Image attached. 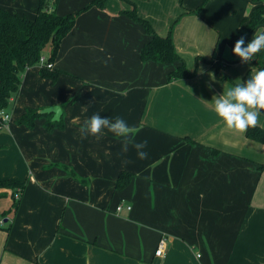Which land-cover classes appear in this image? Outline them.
Segmentation results:
<instances>
[{"label": "crops", "instance_id": "obj_1", "mask_svg": "<svg viewBox=\"0 0 264 264\" xmlns=\"http://www.w3.org/2000/svg\"><path fill=\"white\" fill-rule=\"evenodd\" d=\"M38 1L0 6L34 18ZM130 1L165 36L202 0L92 6L53 63L68 75L53 82L39 66L24 73L10 120L0 124V180L27 181L16 211L3 216L14 200L10 190L0 196V264H264V142L226 129L212 106L214 96L259 70L232 52L240 37L250 41L239 31L254 2L210 0L199 14L183 15L174 41L197 74L169 81L179 63L141 59L151 36L123 13L133 9ZM90 2L59 0L57 11ZM52 105L62 109V128L47 130L45 117L33 128L18 122L25 108ZM94 113L135 126L134 142L147 141V158L131 144L122 151V138L107 130L82 137ZM122 171L134 177L119 190ZM162 234L169 246L156 256Z\"/></svg>", "mask_w": 264, "mask_h": 264}, {"label": "trees", "instance_id": "obj_2", "mask_svg": "<svg viewBox=\"0 0 264 264\" xmlns=\"http://www.w3.org/2000/svg\"><path fill=\"white\" fill-rule=\"evenodd\" d=\"M58 1L39 0L34 18H28L0 6V117L3 111L9 112L8 110L13 105L14 99L20 92L24 73L30 67L39 66L42 77L48 78L53 82L63 74L68 75L66 71L47 67L45 63L41 62V57L45 56L48 62L54 63L63 39L74 28L79 14L92 6L104 9L108 0H91L82 9L65 14L57 11ZM209 1L202 0L196 9H187L184 14L172 23L168 34L165 36L160 35L148 19L138 15L134 2L130 1L134 6L132 10L123 12L134 21L140 23L146 33L151 36V39L141 49V59L144 62L179 63L176 69L169 72V81L192 78L197 74V70L190 69L184 58L177 51L173 31L183 15L191 12L199 14ZM252 1L254 6L251 15L248 19L242 21V28L239 31V33L246 34L250 40L255 29L264 25V0ZM46 50L48 51L46 52ZM253 61L259 69L264 68V52L254 57ZM250 74V71L246 73L244 81L249 78ZM40 110V108L35 107L25 108L18 122L33 128L38 118L45 117L44 127L49 131L56 127L62 128L64 126L63 118L52 120L51 114H43ZM246 135L251 139L264 142V128L262 126L250 128ZM133 177L134 174L131 172H120L116 181V189L122 190L126 188ZM0 187L12 189L11 195L14 201L12 208L2 213L3 216H6L19 208L27 187V181L13 178L3 179L0 180ZM5 194H0V196ZM10 227L6 228L7 232H9Z\"/></svg>", "mask_w": 264, "mask_h": 264}, {"label": "clouds", "instance_id": "obj_3", "mask_svg": "<svg viewBox=\"0 0 264 264\" xmlns=\"http://www.w3.org/2000/svg\"><path fill=\"white\" fill-rule=\"evenodd\" d=\"M242 63L254 60L259 53L264 52V27L259 28L245 46V40L240 37L232 49ZM213 111L221 119L226 129L244 135L250 128L261 125L264 115V68L250 74L249 78L234 84L222 95L212 99ZM107 130L116 137L122 138V151L127 152L131 144L139 159H146L147 141L134 142L138 129L130 126L122 117L115 119L104 118L94 113L85 120L79 131L82 137L94 136L99 138Z\"/></svg>", "mask_w": 264, "mask_h": 264}, {"label": "built area", "instance_id": "obj_4", "mask_svg": "<svg viewBox=\"0 0 264 264\" xmlns=\"http://www.w3.org/2000/svg\"><path fill=\"white\" fill-rule=\"evenodd\" d=\"M41 62L42 63H45L47 67L49 68H53V63L52 62H48L47 61V58L45 56H42L41 57ZM10 113L9 112H6V111H3L1 113V117H0V124H4L6 125L9 120H10ZM124 204L123 203H120L118 206H117V212H120L123 208H124ZM127 209H131V206L130 205H127L126 206ZM169 246V238L166 234H162L161 237L159 238V241H158V244H157V247H156V250H155V255L156 256H163L166 252V249L168 248Z\"/></svg>", "mask_w": 264, "mask_h": 264}, {"label": "water", "instance_id": "obj_5", "mask_svg": "<svg viewBox=\"0 0 264 264\" xmlns=\"http://www.w3.org/2000/svg\"><path fill=\"white\" fill-rule=\"evenodd\" d=\"M43 114H50L53 113L52 120H59L62 114V109L59 105H52L40 110Z\"/></svg>", "mask_w": 264, "mask_h": 264}, {"label": "rangeland", "instance_id": "obj_6", "mask_svg": "<svg viewBox=\"0 0 264 264\" xmlns=\"http://www.w3.org/2000/svg\"><path fill=\"white\" fill-rule=\"evenodd\" d=\"M27 15V17H30V16H28V14H26ZM48 50H46V52H47ZM9 111V113H10V111H12V106L10 107V110H8ZM10 115H11V113H10ZM6 190H10L11 191V193H12V189L11 188H6V187H0V194H3V193H6L5 191Z\"/></svg>", "mask_w": 264, "mask_h": 264}]
</instances>
